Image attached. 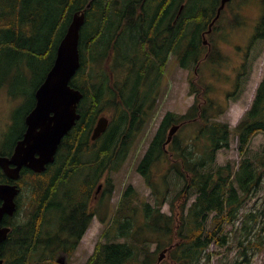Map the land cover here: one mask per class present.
<instances>
[{
	"label": "trees",
	"instance_id": "obj_1",
	"mask_svg": "<svg viewBox=\"0 0 264 264\" xmlns=\"http://www.w3.org/2000/svg\"><path fill=\"white\" fill-rule=\"evenodd\" d=\"M68 1L70 6L74 5L77 0ZM87 1L81 0L75 10L82 8ZM173 1L175 6L177 3ZM176 1L181 2V0ZM208 1H187L179 20L181 29H186L189 24L196 27L194 47L197 52V62L201 51L200 30L206 25L208 18L219 4V0H214L210 4ZM44 2V5L38 2V13L52 11L56 17L50 28L49 42L51 45L62 18L67 19L70 12L67 13L63 8L59 10L50 6V0ZM111 3L112 0H92V6L87 11L86 24L90 18H95V27H93L95 31L91 35L93 39L96 34L107 32ZM0 6V44L5 42L17 46L19 41L24 39L22 28L25 23L21 20L29 21L32 25L34 24L33 15L18 0H0ZM166 6L164 16L171 10L172 1ZM135 8L136 5L133 2L130 4L127 0L122 10H134ZM40 17L42 18L40 21L46 18L42 15ZM190 18L194 20L189 21ZM48 21L49 18L46 22H42L41 26H32L38 31L34 33L37 40L45 26L48 25ZM61 37L57 39L56 44ZM253 38L264 39V15L256 27ZM98 39L99 37L95 38L93 45L87 47L88 59H82L81 67L70 82L73 87L83 92V98L77 108L80 119L65 136L55 161L45 172L37 174L30 170L23 172L21 186L28 190V204L35 209L29 214L27 220L12 225L8 237L10 250L6 254L8 258L5 264H57L49 260L53 258V252L59 247L54 249L48 247L49 230L43 226L45 221L46 223L52 221V217L47 218L49 209L59 205L62 195L71 190L76 189L78 193H81L82 189L87 186L92 190L97 176H94L95 181L89 185L81 182L76 188L67 187L71 178L84 168L90 171L96 170L98 179L105 173L108 187L104 191L111 192L113 183L109 178L110 173L122 166L150 116L151 111H148V108L152 106L157 96L152 95L149 85L141 86L142 76L139 74L145 64L136 67L134 63H131L130 71L134 73V77L132 79L122 78L120 89H126V91L118 95L114 94L112 90H109L111 79L108 73L110 69L106 67L100 74L96 73L95 63L102 56L97 58V55L101 53V49H97ZM165 62L164 57L160 65L162 68ZM180 64L187 66L183 60ZM117 65L127 66L126 59L121 63L117 62ZM160 77L157 75L158 79ZM93 93L97 94L93 95ZM105 106L112 109L110 122L105 132L94 144L89 141L90 130ZM198 111L199 108L194 105L186 115L177 117L174 113L168 112L164 116L136 167V171L143 176L145 184L152 190L153 203L140 197L129 185L122 193L108 221L106 222L101 217L100 220L105 223V226L104 232L102 230L100 235L107 240L97 242L92 255L85 264H155L163 248L168 249L166 258L160 264H208L210 253L207 252V248L211 244L224 246L231 240L230 235L223 232V225L228 222L233 223L238 219L245 201L260 186L261 169H264V154L255 159L242 157L237 169L231 162L222 165L214 162L217 151L229 147L231 134L237 138L240 155H244L250 138L257 132H264V75L256 89L251 106L233 129L228 123L217 120L216 115H211L208 102L201 106L200 118L197 117ZM183 119H192L188 123L193 124V131L182 137L175 135L164 148L167 129L173 123H178ZM0 154L7 153L0 152ZM70 154L76 155L73 158L76 164L63 173L60 166ZM96 171L94 173H97ZM0 178L5 179L1 171ZM45 180L50 184H57V189L53 192L51 202L43 205L50 192L49 188H41ZM191 197L193 199L190 201ZM75 198L81 200L79 195ZM164 203L169 204L170 213L161 210ZM76 209L82 210V205L79 204ZM210 213H213L211 228H206V219ZM76 219V216L71 215L66 222L69 230L67 227H63V230H68L69 233L71 231L78 236ZM260 223H262L260 211L251 210L245 214L238 233V241L242 245V250L234 264H249L250 251L263 248V227H259ZM83 233L84 231L79 237ZM30 234H34L35 238L30 237ZM57 234L60 236V232ZM45 236L48 237L45 238ZM55 241L64 243L58 238H55ZM154 243L157 248L152 251L150 246ZM35 250L39 254H35ZM48 251L51 252L50 256L47 255Z\"/></svg>",
	"mask_w": 264,
	"mask_h": 264
},
{
	"label": "rangeland",
	"instance_id": "obj_2",
	"mask_svg": "<svg viewBox=\"0 0 264 264\" xmlns=\"http://www.w3.org/2000/svg\"><path fill=\"white\" fill-rule=\"evenodd\" d=\"M44 1L45 0H18V2L26 6V9L33 15L34 24L31 25L29 21L22 19V23H25L22 28L24 39L20 40L17 46L5 42L0 44V152L2 153H9L14 147L15 142L24 132L25 116L33 107L36 88L52 65L58 46V43L56 44L57 39L62 36L65 26L67 28L73 13L76 11L75 8L79 6L81 2V0H77L74 5L69 6L68 0H50V6L59 10L63 8L67 13L70 12L67 19H65V17L62 18L54 33V40L50 45V28L56 17H54L55 14L52 11L43 12L41 14L38 13V2H40V5H44ZM213 1L214 0H209L208 4ZM241 3H243L242 0H232L227 4L223 11V19L218 25L219 30H217L214 35H210V39L215 43L217 49L219 51L221 50L225 58L222 74H211L215 72L214 66L203 61L198 67L195 79H193L191 73L189 76V70L181 68L177 60L170 55L164 68H160L157 65L155 66L156 68H154V71L158 76H162L159 97L155 99L154 107L150 108V116L140 131L139 137L126 160L117 171L110 173L113 187L111 192L106 191V198L104 201L107 203H102L101 207L99 206L100 217L105 218L106 221L113 214L123 191L129 185L134 188L140 197L153 203L154 197L152 190L145 184L143 176L136 171V167L152 138L155 136L164 116L168 112H172L176 116L182 115L193 103V97L189 92L190 83L191 86L195 85L199 91L201 88L203 89L208 86V91L203 89L201 91L202 94L206 96L207 92L209 98L220 103L219 107L223 108L224 111L218 115L217 119L228 123L231 129L235 127L237 122L251 106L256 89L264 75V39L253 38L251 41L254 34L252 27L255 22H257L260 15L264 13V0H247L244 4ZM241 5H244L242 7L244 8L242 15L234 17L235 12ZM41 15L46 16L43 21H40L42 19L40 17ZM48 18V25L45 26L39 40H37L34 33H38V31L35 28L33 29L32 26H41L42 22H46ZM89 20L90 21L84 25L80 32L81 37L79 42L81 46L87 43L91 47L94 39L99 35L96 34L94 39L91 37L95 31L93 29V27H95V18L93 17ZM102 38H107V32L99 35L98 40L104 41ZM202 46L204 47H202L203 54L206 50V46L203 44ZM202 54L200 56H202ZM103 64L104 61L103 63L102 61L97 63L96 68L102 69ZM238 72L241 74L236 78L235 75ZM96 94L97 93H93V95ZM111 112V107L103 108V113L105 115L108 116ZM192 127V123L185 124L177 131V136L182 137L188 133L190 134L193 131ZM81 146L79 147V151ZM263 154L264 132H257L250 138L244 155H240L237 138L231 134L229 147L221 148L217 151L214 163L222 165L231 162L234 168L237 169L240 163L239 160L242 157L255 159L257 156ZM74 157H76L74 154L68 155L65 162L60 166V170L63 173L67 172L70 167L76 164V160L73 159ZM261 171V184L245 201L240 209L238 219L233 223L228 222L223 225V232L229 234L231 240L224 246L211 244L207 248V252L210 253L208 264H234L235 260L241 254L242 245L239 244L238 233L247 212L251 210L261 212L262 223L259 224V227H263L262 234L264 236V169H261ZM105 177L106 175L104 173L100 179L103 180ZM75 179V181L68 183V188L72 189L77 186L80 174L77 175ZM45 187L49 188L50 192L43 202V205L51 202V199H53V192L57 189V184H50L45 180L41 188ZM67 195H69V193H65V196ZM26 199L29 200L28 190L24 189L21 198V208L19 214H17V218L29 215L30 212L35 209L30 207ZM192 199L193 197L190 198V201ZM25 202L27 207L25 206ZM69 202L70 207L72 205L76 207L81 204L80 200H76V198L71 196H69ZM161 210L170 213L169 204L164 203ZM53 217L56 222H59V226L57 225L56 230V233L60 232L58 239L64 242L66 236H71L68 231L62 229L65 225L64 219L66 217H62L58 215V213H54ZM212 217L213 213H210L206 219V228H211ZM104 226V223L94 219L82 234L74 252L66 259L65 264H85L92 255L97 242H105L107 240H104L100 235ZM58 243L54 238H51L48 242V247L54 249L62 244L61 242ZM156 248L157 245L155 243L150 246V250L152 251ZM164 249H166L167 253L168 248H163L161 252ZM58 254L59 252L56 255ZM56 255L53 256V259L56 258ZM6 258L8 257L6 256ZM6 258H4L5 263ZM165 258L166 254L164 259ZM49 261L52 262V260ZM249 264H264V245L261 250L250 251Z\"/></svg>",
	"mask_w": 264,
	"mask_h": 264
},
{
	"label": "flooded vegetation",
	"instance_id": "obj_3",
	"mask_svg": "<svg viewBox=\"0 0 264 264\" xmlns=\"http://www.w3.org/2000/svg\"><path fill=\"white\" fill-rule=\"evenodd\" d=\"M126 1L127 0H112L110 23L107 29V38H102L104 41L99 40L97 44V49H101V53L97 55V58L102 55L101 59H104L103 68L106 69L107 67L108 70L110 69L108 73L111 79L109 90H112L114 94L118 95L121 92L126 91V89H120V85L123 82L122 78L125 79L126 77L127 79H132V77H134V73L130 71V69H132L131 63H134L136 67L145 64V67L140 69L141 73L139 74L142 76V81L140 80L142 83L141 86H143V84L149 85L150 90L153 93L152 95H158L161 88V78L158 80L157 73L154 71V68H156V65L161 68L160 65L163 62L164 57L167 61L169 55L177 60L181 68L189 70V76L191 73V77L193 79H195L198 67L203 61H206L207 63L214 66L215 72L211 74H222L225 58L221 53V50L219 51L215 46V43L210 39V35H214L216 31L219 30L218 25L223 19V11L225 10V8L221 11L218 18L215 19L210 30L209 23L214 19L216 10L208 18L206 25L201 29L200 42L201 45L204 44L206 46V50L202 54V56L198 58L199 60L197 62V52L194 47V42L196 40V27L195 25L189 24L186 29H181L179 26V20L181 19L182 13L184 12V5L189 0H181V2H177L175 0V3H177L175 6L173 0H129L130 4H132L133 2L136 5V8L134 10L129 9L123 11L122 7L123 5H125ZM171 1L172 8L169 13L164 16L165 6H168ZM246 1L247 0H242L243 3L241 4H244ZM91 6L92 0H88L82 8H79V10L85 12V23L83 24L82 28L88 21L87 11L91 8ZM243 6L244 5H241L240 8L235 12L234 17L242 15L244 10V8H242ZM262 16L263 15L261 14L257 22H255L254 26L252 27L253 32L256 31V27L261 21ZM182 20L185 21L184 19ZM192 20H194V18L189 19V21ZM99 35L97 37H99ZM79 47L80 55H82L84 59H88L89 53L87 52V47H89V45L86 43L81 46L79 42ZM95 51H93V53H95ZM124 59H126L127 66L117 65V62L121 63L124 61ZM181 60L185 61L187 63V66H181ZM136 67L134 68L136 69ZM101 72L102 69L97 68L96 73L100 74ZM240 74L241 73L238 72L235 77L237 78V76ZM189 85V92L193 97V103L190 105V107L196 104L198 98L200 102L197 104V107L199 108L197 117L200 118V108L202 106V103L207 102L201 94V91L204 88H201V90L198 92L195 85L191 86V83ZM208 104L210 105L211 112H215L220 109V103L216 100H211L210 102H208ZM89 171L85 172L87 173V176L83 177L81 180L85 185H89V183L95 181L94 176H97L98 179V172L96 170L94 171H96L97 173H94V171ZM8 181L6 183H8ZM100 181L101 179L97 181L95 187L92 190H90L87 186L82 189L81 193H78L76 189L69 191V195H62L59 205L55 206L59 209L58 215L66 217L64 219V228L67 227L66 222L68 221L70 216L73 215L77 218V228L79 231L78 236H75L70 231L71 236H66L64 243H62L54 252L56 254L59 252V254L56 255L55 258L56 263H58V260H60L59 256H61L62 260L65 259L66 262V259L70 255H72L76 245L78 244V240L81 238L79 237L80 233L82 231L85 232L89 224L94 219L100 221L99 206L101 207L102 203H107L104 201L106 198V192L104 191L105 181L104 179L102 180V183ZM0 182H4V179L0 178ZM15 183L20 188V193H23L24 189L20 184V180L16 181ZM78 195L81 199L80 201L82 210L76 209V207H74L73 205L70 207L69 196L75 198ZM24 217L15 218H17L18 220L17 222H20L28 219L27 217ZM15 218L10 219L7 217H3V219L1 220V225L10 226V223L14 222ZM57 225L59 226V222ZM56 230L57 226L53 228V226L51 225L50 234L48 235L50 236V240L51 238L55 239L59 237L57 234L59 232H57L56 235L51 236V234H54ZM48 236H45V238ZM30 237L35 238L34 234H30ZM7 243V239L4 242L0 243V259H3V252L7 247ZM31 243L32 241L30 242V244Z\"/></svg>",
	"mask_w": 264,
	"mask_h": 264
},
{
	"label": "water",
	"instance_id": "obj_4",
	"mask_svg": "<svg viewBox=\"0 0 264 264\" xmlns=\"http://www.w3.org/2000/svg\"><path fill=\"white\" fill-rule=\"evenodd\" d=\"M228 1L220 0L209 30ZM84 17L83 11L73 14L58 43L54 61L34 93L35 104L25 116L26 128L22 137L16 142L10 156L0 155V168L12 180L19 178L22 167L35 172L44 171L54 161L61 139L80 117L77 104L82 93L70 85V80L80 66L78 40ZM107 125V117L100 116L93 128L91 139L98 138ZM178 128L179 124H173L169 128L164 145L170 142ZM18 191L16 184H0V243L6 240L10 230L7 226H1V220L4 215L11 216L16 211L15 197ZM165 253L166 249L158 256V263L165 257Z\"/></svg>",
	"mask_w": 264,
	"mask_h": 264
},
{
	"label": "bare ground",
	"instance_id": "obj_5",
	"mask_svg": "<svg viewBox=\"0 0 264 264\" xmlns=\"http://www.w3.org/2000/svg\"><path fill=\"white\" fill-rule=\"evenodd\" d=\"M78 10H79V9H78ZM78 10H76L75 12H77ZM75 12H74V13H75ZM74 13H73V14H74ZM72 16H73V15H72ZM71 18H72V17H71ZM80 35H81V34H80ZM80 35H79V40H80Z\"/></svg>",
	"mask_w": 264,
	"mask_h": 264
}]
</instances>
